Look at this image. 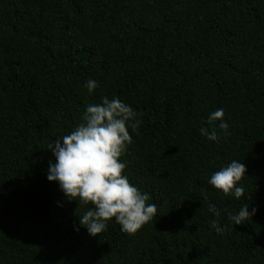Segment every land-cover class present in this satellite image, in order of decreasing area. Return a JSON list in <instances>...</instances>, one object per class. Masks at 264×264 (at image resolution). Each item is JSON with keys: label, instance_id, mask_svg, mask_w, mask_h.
Instances as JSON below:
<instances>
[{"label": "trees", "instance_id": "16d2710c", "mask_svg": "<svg viewBox=\"0 0 264 264\" xmlns=\"http://www.w3.org/2000/svg\"><path fill=\"white\" fill-rule=\"evenodd\" d=\"M105 95L141 120L120 159L157 215L132 235L90 236L46 175ZM217 108L230 135L209 141ZM233 159L239 200L207 182ZM0 264H264V0H0Z\"/></svg>", "mask_w": 264, "mask_h": 264}, {"label": "clouds", "instance_id": "9594fccd", "mask_svg": "<svg viewBox=\"0 0 264 264\" xmlns=\"http://www.w3.org/2000/svg\"><path fill=\"white\" fill-rule=\"evenodd\" d=\"M84 86L91 94L99 87V82L88 79ZM100 101L87 104L82 122L69 134L47 145L54 161L49 162L46 175L49 181L58 183L69 202L89 206L80 215L79 226L85 227L90 236L105 231L113 218L122 232L132 235L157 215L156 205L146 203L148 194L141 192L123 174L126 165L120 159L127 145L132 143L129 129L134 133L141 120L131 105L117 97L109 99L105 95ZM223 117L222 108L212 111L207 121L209 124L219 121L217 127L221 132L202 126L201 136L218 141L221 135H230ZM246 171L244 163L233 159L213 172L207 182L224 196L231 195L239 200L244 195L240 182ZM249 207L244 204L238 211L228 213L232 227L244 224L256 213V208L249 211ZM208 209L214 216L219 215L214 204L210 203ZM209 224L217 233L223 231L216 219H211ZM76 230L79 231V227Z\"/></svg>", "mask_w": 264, "mask_h": 264}]
</instances>
